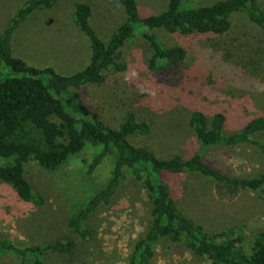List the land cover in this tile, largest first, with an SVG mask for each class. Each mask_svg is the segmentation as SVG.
<instances>
[{"label": "trees", "instance_id": "trees-1", "mask_svg": "<svg viewBox=\"0 0 264 264\" xmlns=\"http://www.w3.org/2000/svg\"><path fill=\"white\" fill-rule=\"evenodd\" d=\"M93 1L67 0L73 7V23L88 39L90 48L87 65L73 74L61 75L50 66L34 67L11 55L14 30L32 12L50 9L57 0L22 1L0 33V182L24 204L41 206L42 196L25 177L29 162L54 170L88 148L92 150L87 166L90 173L104 159H110L106 184L68 219L69 235L23 245L0 239V256H11L16 264H48L49 255L79 253L78 245L91 237L90 220L97 210L111 203L130 176L145 188L149 225L134 241L126 264H149L160 241L184 248L208 264H264V231L252 236L246 251L242 227L209 231L177 197L179 178L187 175L212 181L219 198L230 199L240 192L264 195V171L255 177L232 176L209 158L214 148L244 145L257 149L264 161V145L253 138L264 133V115L240 121L236 131L227 132L223 112L206 115L193 104L195 96L181 94L177 88L184 85L185 76L201 73L187 68L188 52L179 38L189 36L218 51L240 75L264 80V0H219L192 8H181V0H169L168 12L161 14L155 27L140 28L139 33L137 29L145 22L138 14L137 0H116L125 21L105 42L89 24ZM236 15L244 17L255 33L233 31L231 18ZM135 32L151 50L147 77L136 86L142 100L136 108L129 107L113 128L101 118L97 94L111 87L117 95L128 68L122 49L135 39ZM154 95H159L158 103L167 109L188 110L187 126L197 144L195 153H167L149 141L152 122L138 107L147 106Z\"/></svg>", "mask_w": 264, "mask_h": 264}, {"label": "rangeland", "instance_id": "rangeland-1", "mask_svg": "<svg viewBox=\"0 0 264 264\" xmlns=\"http://www.w3.org/2000/svg\"><path fill=\"white\" fill-rule=\"evenodd\" d=\"M24 0H0V33L7 20L15 15ZM219 0H181V8L209 5ZM169 0H137L138 14L146 27H155L161 14H166ZM72 5L57 0L50 9L32 12L13 32L10 49L13 57L28 65L53 67L61 75L83 69L90 56L88 39L72 20ZM232 29L243 35L255 33L242 16H233ZM125 21L122 6L116 0H94L89 24L103 42ZM141 28V29H140ZM137 33L135 32V36ZM164 39L169 37L163 35ZM188 52L187 68L201 72L185 76L181 94L195 96L193 104L206 115L223 112L227 132L236 131L240 121L264 115V80L247 78L233 70L218 53L194 36L180 37ZM128 65L117 95L111 87L98 92L97 104L101 118L110 127H117L129 107L136 108L139 98L137 82L147 77V60L151 50L140 34L122 49ZM211 77L215 78L212 82ZM240 81V82H239ZM154 87L153 84H151ZM150 85L148 86V89ZM74 91V89H72ZM152 92L151 89H149ZM139 93V94H138ZM118 96V97H117ZM145 107H138L151 120L149 141L160 145L167 153L192 155L197 144L191 136L187 120L189 112L175 107L165 108L159 95ZM140 99V100H139ZM264 145V133L253 136ZM91 149H84L66 159L54 170H47L34 162L26 166V179L43 198L41 206L24 204L13 191L0 182V239L17 245L38 244L62 239L69 235L66 224L108 180L110 159H104L94 170L87 172ZM209 158L232 176L255 177L264 171V161L257 149L250 146L214 148ZM181 190L177 197L190 207L195 220L209 231H221L240 226L245 233V250L249 251L252 236L264 231V195L240 192L233 198H219L214 183L197 175L179 178ZM145 188L130 176L123 182L111 203L97 210L89 222L91 237L81 242L79 253L69 256L52 254L48 264H126V257L134 243L149 225ZM67 260V261H66ZM0 264H16L11 256H0ZM149 264H208L193 257L187 250L164 241L154 247Z\"/></svg>", "mask_w": 264, "mask_h": 264}]
</instances>
